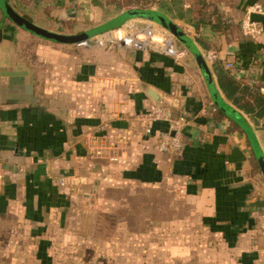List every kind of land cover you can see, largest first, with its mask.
<instances>
[{"label":"crops","instance_id":"0c3cea01","mask_svg":"<svg viewBox=\"0 0 264 264\" xmlns=\"http://www.w3.org/2000/svg\"><path fill=\"white\" fill-rule=\"evenodd\" d=\"M8 1L52 31L95 26L63 30L76 18L74 10L92 0ZM154 1L204 57L215 53L205 59L226 102L235 108L218 86L213 59L224 65L227 49L239 50L241 81L264 96V32L252 39L240 29L247 6L264 8V0H213V8L232 24L225 33L208 24L193 26L200 15L191 5L195 0ZM113 8L108 18L124 10ZM252 18L264 27L262 15ZM91 39L53 42L0 12V264H64L70 210L77 204L81 211L94 200L113 206L116 195L107 193L114 191L126 193V201L119 200L125 207L139 196L147 207L151 200L162 207L184 205L190 230L210 239L205 250L193 252L211 256L212 264H264V177L243 131L213 104L192 55L177 41L181 52L171 57L149 48L90 44ZM150 88L186 119L180 157L156 148L155 135L166 129L164 123H151L147 131L135 118L154 102ZM243 116L264 152V118L254 125ZM91 237L99 239L96 231Z\"/></svg>","mask_w":264,"mask_h":264},{"label":"rangeland","instance_id":"374dc122","mask_svg":"<svg viewBox=\"0 0 264 264\" xmlns=\"http://www.w3.org/2000/svg\"><path fill=\"white\" fill-rule=\"evenodd\" d=\"M105 1L104 8H98L91 2L81 3L74 10L76 18L72 25H67L63 30L70 32L75 29L88 28L108 18L107 16L114 9L110 3L113 0ZM156 2L154 0H119L121 8L124 9L130 7L155 8ZM135 23L139 27L143 25L139 22ZM124 33V29L116 31L115 38L117 39L115 40H111V34L96 36L91 39L90 44L109 47L119 43L125 47H132V44L120 43ZM138 47L141 48V46ZM146 48L155 50L152 47ZM107 194H111L113 198L116 195L118 202L113 206H103L101 200H94L81 211L77 204L70 210L71 213L66 223L72 228L69 240L62 249L64 256L61 260L64 264L213 263L211 256L194 254L196 247L199 251L205 250L203 247L210 239H206L202 231L195 233V229L190 230L191 220L185 219L189 215L187 212L189 209L184 205L177 209L162 207L161 203L158 205L157 201L151 200L150 206L147 207L142 205L141 196H139L134 201L130 199L131 207H125L124 203H119V200L126 201L127 195L124 191ZM152 195L153 199L157 198L156 194ZM94 230L99 237L97 240H92L91 237ZM61 234L62 232H58L57 235L61 237ZM219 257L218 254L212 259Z\"/></svg>","mask_w":264,"mask_h":264},{"label":"water","instance_id":"95a60500","mask_svg":"<svg viewBox=\"0 0 264 264\" xmlns=\"http://www.w3.org/2000/svg\"><path fill=\"white\" fill-rule=\"evenodd\" d=\"M0 12L3 18L8 19L18 27L28 31L29 33L58 43H79L89 40L97 35L109 32L112 29L119 27L123 22L128 19L143 18L154 22L158 26L168 31L176 41L185 48L194 58L197 66L202 74L208 93L213 101V104L221 110L229 119L237 124L243 131L247 138L252 153L258 163V166L264 177V152L257 139L254 128L250 125L243 114L224 100L219 91L217 90L211 71L206 62L204 55L197 47L195 41L189 36L181 27H179L172 18L164 12L150 7H130L122 10L117 15H114L104 22L90 27L88 29L75 32V33H62L46 29L34 23L27 16L19 13L8 0H0ZM149 96L158 101V95L153 89H148Z\"/></svg>","mask_w":264,"mask_h":264},{"label":"built area","instance_id":"2783aa9c","mask_svg":"<svg viewBox=\"0 0 264 264\" xmlns=\"http://www.w3.org/2000/svg\"><path fill=\"white\" fill-rule=\"evenodd\" d=\"M188 4L185 3L184 7ZM253 14H259L264 17V8L255 3L247 6L243 17L240 20V29L244 36L256 39L260 37L264 32L263 24L252 18ZM137 19H130L123 23L121 26L110 30L104 34H111L113 37L111 40H115V33L119 30H125L121 42L125 45H130L143 48L152 47L159 53L168 55L171 57H177L181 52L176 44V39L164 28L158 27L157 29L151 24L149 25H135ZM103 35V34H101ZM97 35V36H101ZM96 37V36H95ZM119 40V39H118ZM81 44H87L88 41H82ZM119 44V43H118ZM228 56L225 60L224 66L237 78H242L243 71L239 66V63L235 60V53L233 51H227ZM215 57L214 52H209L207 58ZM263 90V89H261ZM174 96V93L171 92ZM176 99V98H175ZM139 122L145 123L149 131L148 125L155 122H162L166 125V129L160 130L155 135L156 148L160 153H165L173 157H180L184 151L185 142L182 136V129L186 124V119L183 115L174 114L169 105L164 104L161 101H154L144 111L138 113L135 117ZM56 182L59 185H64L62 178H58ZM264 235V228L262 229Z\"/></svg>","mask_w":264,"mask_h":264},{"label":"trees","instance_id":"16d2710c","mask_svg":"<svg viewBox=\"0 0 264 264\" xmlns=\"http://www.w3.org/2000/svg\"><path fill=\"white\" fill-rule=\"evenodd\" d=\"M104 1L105 0H92V3L104 8L106 5V1ZM110 3L115 8L120 9L119 0H113L110 1ZM213 3V0H195V3L191 4L192 6L196 4L198 10L200 11V15L197 17V19L192 21L193 26L198 27L203 24H208L213 30L217 32L220 31V33L230 31L229 29H231L232 25L231 22H229L228 19L225 18L217 9L213 8ZM159 4L160 5L158 6L160 7L164 6V3L162 2ZM193 8L196 7L194 6ZM189 10L185 9V12L188 13ZM196 40L202 45L199 39ZM227 45L228 48H232V43ZM227 50L233 51L235 53V60L237 62L240 61L241 57L239 50H236L235 48ZM205 57H207V55ZM213 62L220 90L223 92L225 97L231 101L235 108L247 116L254 125H258L260 120L264 118V96L259 93L256 87L245 84L243 81H241V78L235 77L229 71V69L225 68L220 60L213 59ZM234 125L237 126L236 124ZM261 126L263 127L264 123Z\"/></svg>","mask_w":264,"mask_h":264},{"label":"bare ground","instance_id":"6f19581e","mask_svg":"<svg viewBox=\"0 0 264 264\" xmlns=\"http://www.w3.org/2000/svg\"><path fill=\"white\" fill-rule=\"evenodd\" d=\"M113 38V37H112Z\"/></svg>","mask_w":264,"mask_h":264}]
</instances>
